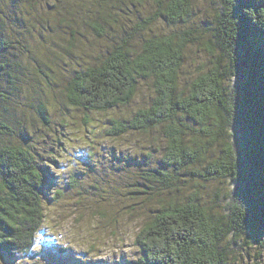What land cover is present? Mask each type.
<instances>
[{
  "label": "trees",
  "instance_id": "16d2710c",
  "mask_svg": "<svg viewBox=\"0 0 264 264\" xmlns=\"http://www.w3.org/2000/svg\"><path fill=\"white\" fill-rule=\"evenodd\" d=\"M66 1L73 3L65 7L59 0H0V30L5 20L14 19L13 12L28 16L27 9L41 4L43 26L45 21L49 26L54 20H70L97 36L107 27L120 33L119 40H110L105 54L87 63L90 58L83 56L82 45L71 33L63 47L71 66L69 72H62L67 76L60 98L75 109L107 113L131 101L139 79L151 80L155 95L148 106L126 119L110 116L105 135L145 134L161 128L166 139L163 168L230 184L221 209L206 204L197 190L187 198L159 200L151 219L135 236L144 253L138 263L232 264L240 238L263 251L264 228L251 229L248 221L250 216L257 220L264 216V0H249L255 7L248 9L243 43L241 21L232 8L235 0H217L208 29L190 24L196 0H151L154 12L141 16L124 37L119 17L136 13L125 2L143 0ZM159 19L174 29L143 37L139 49H134L136 34ZM7 42L3 32L0 48L7 49ZM197 44L209 58L197 66L188 87L180 88L185 53ZM18 63L0 62V74L9 84L8 88L0 81V108L20 110L23 115L32 104L7 103L1 92L15 88L17 73L8 70L12 66L16 71ZM45 102H40L34 116L43 124L50 115ZM12 124L22 129L18 137ZM22 135L30 136L17 117L0 112V249L9 257L34 247L44 216L42 198L51 188L47 183L53 173L48 167L55 165V156L43 158L22 142ZM147 175L171 187L169 172Z\"/></svg>",
  "mask_w": 264,
  "mask_h": 264
},
{
  "label": "rangeland",
  "instance_id": "374dc122",
  "mask_svg": "<svg viewBox=\"0 0 264 264\" xmlns=\"http://www.w3.org/2000/svg\"><path fill=\"white\" fill-rule=\"evenodd\" d=\"M58 3L66 7L73 2ZM216 4L217 0L194 1L190 24L208 29ZM124 6L136 13H122L119 17L120 27L125 30L123 37L141 16L154 12L151 0L139 4L126 1ZM27 10L28 16L12 10L14 19L5 20L0 30V35L4 32L8 40L7 49L0 48V62L4 59L14 66L19 61L16 71L12 66L8 70L17 73L15 88L1 92L7 103L32 104L23 115L20 110L9 111L30 134L28 139L22 135V142L45 159L55 156V165L48 167L53 173L52 181L47 183L51 188L45 190L47 195L42 198L44 216L35 234L34 247L25 254L4 256L7 264H139L144 253L135 244V236L151 219L159 200L187 198L197 190L206 204L221 209L229 182L208 181L195 177L191 171L163 168L166 139L161 128L145 134L129 131L123 136L105 135L110 116L126 119L139 107L148 106L155 95L151 80L139 79L131 101L107 113L75 109L60 98L67 76L63 73L69 72L71 66L63 47L71 33L82 45L83 56L90 58L86 63L96 61L97 54H105L110 40H119L121 34L107 27L97 36L92 29L70 20H54L50 27L45 21L43 26L44 7L40 4L34 11ZM173 29L162 19L156 20L148 30L136 34L132 47L139 49L143 37ZM208 58L203 46L197 44L187 49L180 88L188 87L197 66ZM0 79L9 88L5 74H0ZM42 101H47L50 112L47 124L34 117ZM1 109L0 112L9 113ZM12 130L18 137L22 129L12 124ZM156 170L172 175L171 187L147 175ZM240 239L236 242L242 247L237 246L232 264H264V250Z\"/></svg>",
  "mask_w": 264,
  "mask_h": 264
},
{
  "label": "snow or ice",
  "instance_id": "6c2138e0",
  "mask_svg": "<svg viewBox=\"0 0 264 264\" xmlns=\"http://www.w3.org/2000/svg\"><path fill=\"white\" fill-rule=\"evenodd\" d=\"M249 7H255V5L250 4L249 0H235V3L232 5L236 17L241 21L242 43L245 39V24ZM251 15H255V13H251ZM248 226L251 229H255L257 227L264 228V216H262L259 220H257L255 216H250ZM0 264H7V261L4 259V253L2 249H0Z\"/></svg>",
  "mask_w": 264,
  "mask_h": 264
}]
</instances>
